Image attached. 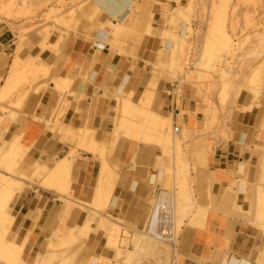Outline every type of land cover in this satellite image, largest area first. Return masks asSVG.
I'll return each mask as SVG.
<instances>
[{
  "label": "crops",
  "instance_id": "obj_1",
  "mask_svg": "<svg viewBox=\"0 0 264 264\" xmlns=\"http://www.w3.org/2000/svg\"><path fill=\"white\" fill-rule=\"evenodd\" d=\"M77 1V9L64 13L63 18L71 23L64 28L58 25L50 34V37L54 35L51 42L35 32L29 37L35 42L33 48L26 51L24 43L18 51V41L14 42L15 49L12 48L10 30L3 28L4 32L0 33V150L8 151L7 144L11 145L13 140L20 138L23 171L31 172V167L37 163L47 166L46 171L35 177L40 180L39 185L18 194L9 210L14 218L11 238L25 247L24 260L28 264H35L38 253L45 254L48 241L54 238V234L68 235L73 227L83 226L94 212L93 204L106 197L108 203L104 205L107 209L103 213L106 220L111 218L125 227L141 228L144 225L140 230L143 232L152 211H146L148 199L160 191L161 197L164 193L161 184L165 173L160 162L168 156L160 157L162 150L156 144L126 139L124 132H120V138L113 137L112 132L118 98L126 94L133 104H138L152 80L148 75L151 66L146 63L155 60L166 40H178L179 28L175 39L171 35L166 39L169 29L162 17L166 19L168 14V0H155L156 5L153 0H130L131 7L116 19L125 33L116 35L111 30L110 37L101 38L98 45L92 39L106 18H101L100 10L94 11L92 16L94 0ZM155 6L160 7L161 17L152 18L153 12L148 10L149 24L138 29V13ZM86 16H90V20ZM155 20L160 24L153 26ZM1 24L7 25L6 22ZM65 30L75 33L70 38V34L66 38L63 36L62 40L60 33L64 34ZM106 41L108 43L104 45ZM165 55L163 63L170 58ZM31 65L35 69L48 70L51 78L36 75L33 80ZM6 81L10 87L16 83L12 87L14 91L6 86ZM54 81L60 83L65 92L58 90ZM158 87L167 89V101L160 96L154 107V99L152 110H157L160 104L167 105L161 116H173L174 130L181 121V126L187 129L185 138L191 153L205 151L207 161L201 167L204 172L210 168L212 180L205 192L206 205L202 206H211L207 219L200 226L186 223L178 238V254H173L171 264H264V226L244 219L239 213L228 211L227 214L223 207L227 186L231 190L234 187V190H242L238 198L241 210L250 211L257 200V194L250 186L260 182L261 171L258 157L252 155L249 148L258 144L257 129L264 117V101L262 106L254 105L252 98L242 92L238 109L247 110L234 114L231 140L216 148L202 139L197 119L191 115L196 103L188 92L183 95L180 109L179 104L172 102L173 88L170 89L164 81ZM2 109L7 111L3 113ZM58 124L64 126L65 131L92 133L99 149L105 147V156L100 152L75 149L74 141L58 132ZM72 149H75L77 158L75 156L70 170L69 188L60 193L51 188L52 181L48 184L46 180L54 170V163L67 157ZM104 163L108 165L107 169L103 168ZM234 183L237 186H233ZM169 200L173 202V198ZM71 206L78 208L74 215L70 212ZM95 221L100 222L99 219ZM111 227L107 224L106 231H103L99 223L91 225L93 232L85 242L79 264H87L92 258L100 262L114 258V251L108 247L107 231Z\"/></svg>",
  "mask_w": 264,
  "mask_h": 264
},
{
  "label": "rangeland",
  "instance_id": "obj_2",
  "mask_svg": "<svg viewBox=\"0 0 264 264\" xmlns=\"http://www.w3.org/2000/svg\"><path fill=\"white\" fill-rule=\"evenodd\" d=\"M12 1L13 0H0V10L5 11L6 9L8 11H11V15H10V12L8 11L6 12L0 11V33L4 32L5 29L10 30L11 34H13L12 35V39H13L12 48L15 49L14 42L18 41V43L21 44L22 46L24 43L26 44L25 46L26 51L31 50L33 48V45L35 44V42H32L29 40V37L33 33L36 32L40 34L41 37H45V41H47L48 39L46 37H50V34L52 33V31L58 28V25L64 28L67 23H71V22H67L66 19L63 18L64 13L78 8L77 6H75L76 3L78 2L77 0H25L27 2V5L30 6L28 7V10L30 11L32 10L31 11L32 13H30L31 15L28 14L27 16L26 12L25 13L23 11H22L23 13L19 12V9L21 11L20 5L22 4L23 0H16L17 3L14 0L13 3L16 5L18 4L17 8L15 7L14 9L10 10L7 8V6ZM177 1L178 0H168V8H169L168 14L166 16V19L162 17V20L164 21L165 26L169 29V32L166 34V39H168L167 37L168 35H171L172 38L175 39L177 28L179 27V21H186V22H189L190 24V32H189V35L186 41L182 44V46L179 45L181 49L183 48L182 49L183 53L186 54V55L183 54L184 56L182 58L184 61L182 65L184 64V66L182 68V71H180V74L179 75L176 74V73H179V71L178 72L174 71L175 70L173 69L174 67L169 65V63L171 62L170 58L167 57L165 60L166 61L165 66L162 65L163 68L162 67L153 68L152 67L153 62H147L146 65L148 64L149 66H151L149 67L150 69H149L148 75L152 77L153 83L156 81L155 83L158 84L160 81H164L165 84L170 89L172 88L175 89V87L177 86L175 93L177 94V98L179 96L180 101L178 104H179L180 109L182 108L181 100L183 98V95L186 94V92H188L192 100H194L196 103L195 110L191 115H193L197 119V123H196L197 129L200 131V135L202 136V139H206V141H208L211 145H214L217 148L222 143H228V141L231 140L233 136V133L231 132V128H232L234 114L247 110L243 108L239 110L238 105H239L241 93L247 91L246 90L247 86L248 88L251 86L250 85L252 84L251 77L255 76L254 74L258 75V79H260V81L263 78L262 82L258 81V84L260 82L261 86L257 85L259 86L257 87V89L260 88L261 91L260 89L258 90L259 92L256 90L257 93H259L257 94L259 95V98L258 96L255 98V95H248V96L252 98V102L254 105L257 104L258 106H262V102L264 101V75H263V72H261V69H260V72H258L257 70L259 69L258 67L264 68V65H263L264 64V0H192L193 2L191 0L189 1L187 0L188 3L190 2L191 14L189 13L185 18H182V19H181L182 16L179 18H175L172 14L173 13L172 10H174L178 6ZM153 2L155 3V5L157 4L155 0H153ZM94 5H95V0H94ZM1 6L2 8L4 7L5 8L2 9ZM130 7H131L130 4L121 6L120 9L117 11L116 17L110 16L108 20L103 22L101 29H98L96 32L99 34L98 35L95 34L94 38L92 39V42L95 45L100 44L99 40L101 38H104L106 36L110 37L111 32H112L111 30H114L116 35L124 34L125 32H120L118 30L119 24L117 23L116 19H118V17L126 9ZM148 10L153 12L152 18H154V16L161 17L159 6H155L153 8L146 9V10L142 9L138 13V20H137L138 29L144 27V24L145 25L149 24V15H148L149 11ZM136 11L137 10H134V12ZM215 15L218 16L217 19L219 20L213 17ZM71 16L72 17L74 16L73 12ZM5 21L9 22L8 26L1 24ZM231 23H232V26L230 25ZM153 24H154L153 26H155V25H159L160 23L155 20ZM213 25L215 28L213 27ZM220 25H222L221 27L223 28L221 29L217 28L218 26L220 27ZM233 26L234 27L236 26V27L234 28ZM12 28L13 30H11ZM103 31H106V36L100 35L104 33ZM214 31L219 34H216V33L214 34ZM54 33H56V31ZM74 33L75 32H69V30H65V33L64 34L60 33V36L62 39L63 36H65L66 38L67 35L70 34L69 36L70 38ZM235 33H237V35H235ZM224 35L227 37V39H229L228 40L229 45L232 46L231 48L232 50L228 53L224 51L223 47L221 48V46L220 47L218 46L219 43L220 45L222 44L221 41H223ZM53 36L54 35L50 37V41L52 40ZM211 38L219 39V43L215 44L218 47L213 45V43L215 42H212L213 40L211 41ZM208 41L212 42L213 49H214L212 52L208 50L210 53V56H208L207 48H206L207 52H203V49L206 47ZM215 41H218V40H215ZM205 42H206V45H205ZM107 43L108 41H106L104 45H106ZM59 47L57 48V50L59 49ZM176 47L179 48L178 46ZM204 53H206L207 55ZM164 57L165 56L162 54H156V58L154 61H157L160 63L162 62ZM208 59L210 60V63L208 62L209 61ZM200 62L203 65L207 62V65L209 63V66L211 65L212 68L207 66L206 64H205L206 66H202L201 64V67H200L199 65ZM170 67H172V70H170ZM209 68H210V71H209ZM32 75L33 73L31 74V77ZM44 78L48 79L46 77ZM153 83H150L149 86L151 87L153 85H156ZM253 84H254V87H256L255 86L256 84L254 82ZM161 90H163V92H161ZM166 91L167 89L165 87L162 89L160 87L157 88V97L155 98V101H154V107L156 106V101L159 100L158 97L160 96H163L167 101V94L165 93ZM222 99L225 101H223ZM221 102L225 105H223ZM251 108L252 106H250L249 110H251ZM164 109H167V105L160 104L158 109L156 110L153 108V111L157 115H163L162 112ZM6 111L7 110L5 109L1 110V112L3 113H5ZM135 116L136 115L134 114V119H136ZM177 126L180 128V133H179L180 136H178L177 138H180L182 142L181 145L183 148L181 147L178 153V159L180 157L179 161L178 159L174 160L173 153L170 152V154L166 153L165 156H168V157H166L165 161L160 162L162 163V171L165 173L164 182L161 184L162 190L164 191L161 199L164 200V199L173 198L174 201H176V208H174V213L176 215V223H177L176 227H178L177 228L178 234H181L183 231V227L186 226V223L188 225L189 223H191L190 220L194 218V215L199 210L198 205L199 206L206 205L205 192H206L207 187L210 186V181L212 180L210 178V172H209L210 168H208L204 172V170L201 167V166H204L199 161V155L202 152L191 153L192 151L191 147H189L186 144L185 134L187 132V129L181 126V121L178 122ZM144 135H146L145 141L149 140L151 141L152 145L154 144L158 145L157 139L150 136L151 133L150 135H147L146 133ZM124 137L126 138V136ZM256 139L258 141V144L253 146L252 148H249V151L251 152L252 155H255L258 157V160H259L258 167L260 168V171H261L260 182L262 183L259 182L257 185L250 186V187L252 190H254V192H256V194H258L259 192L262 195H264V187H263L264 181H263V173H262V170L264 167V117H263V120L259 128L257 129ZM96 143L98 145L97 141ZM88 144L86 145L87 147L85 146L82 149L88 148L89 150ZM73 146L75 149L80 148V147H76L75 144H73ZM203 152L205 151L203 150ZM21 155H22V150H20L19 153L15 155L13 160L7 159L5 160V162H3L4 160L3 161L0 160L1 162L0 163V173L12 176L17 171H23V159H20ZM180 155H183V156H180ZM76 158H77V154H76ZM12 162H13V165H12ZM14 163H15V166H14ZM7 166H11L10 167L11 170ZM175 171L177 173L176 176L174 174ZM15 176L19 177L18 181L20 184L18 183L17 184L24 185V187H26L25 191L29 189L28 187L29 185H30V188H32V186H38L40 182L39 179H30V178L27 179L28 178L27 177V178H24L26 179L24 180L22 176H21L22 179L20 178V176H17L16 174ZM23 181L25 183H22ZM245 182H247L246 179H245ZM233 185L237 186L236 183H234ZM213 186H214V182H213L212 187ZM259 186H260L261 191L258 188ZM255 188L257 189V191L255 190ZM15 192H17V190ZM196 197L198 199V202H197ZM13 200H14V196H13ZM153 200H155V198H153V195H152L147 201L146 211L148 213H150V209H151L150 203ZM12 203H11V207H12ZM93 208H94V212H92L91 215L88 217L89 224H88V227L84 231H80V233H78L79 232L77 229L78 227L75 226L72 228V230L70 231L68 235L63 234V233H56L57 237L60 236L61 239L64 238L65 240H67V242L65 243L66 245L61 246V249H62L61 252H59L58 250L56 251V252H59V254L55 255L56 257L54 256L55 259L54 257L51 259L49 258L48 259L49 261L46 264H51V263L52 264H56V263L57 264L59 263L69 264L70 261L72 264H79L78 261L80 260L82 256V252L84 251L85 242L90 237L91 233L93 232L91 225L94 223H99L100 228L103 229V231H106L107 224L111 225L112 228L114 229L116 228L118 229L120 227L118 229L120 232L119 241L123 242L127 240L128 248L132 249V245L134 242L133 241L134 238L132 237H134L135 233L142 232L140 230H142L144 225L141 228L125 227L123 225L119 226L111 218H109V221L103 220L102 222L103 224H102L100 223L101 220L100 222L95 221V220L98 219L96 215V211H99V212L103 211L104 213V211L107 209V207L104 205L103 200L100 199V201H96L93 204ZM76 209L78 208L71 206L70 212L72 213V215L75 214ZM229 212L232 213L231 211ZM10 214H12V210L10 211ZM5 224L7 225V222ZM259 225H263V224H259ZM0 226H1V223H0ZM190 226H195V225H190ZM12 227L13 225L10 228L11 230H12ZM136 229H139V231L137 232L132 231ZM66 237H69V238H66ZM70 237H73V238H70ZM56 241L57 243L60 242L57 239ZM72 241L75 243H72ZM71 243L73 244V246ZM20 247L22 249H25V247L23 246H20ZM74 250H75V253H74ZM167 250H169V252ZM64 252L65 254L63 255ZM24 254L25 252L23 253V258H21L20 261L18 259V261L12 264H28L24 260ZM71 256H74V258H72ZM113 256H115V253ZM143 256L142 257L140 256L139 258L134 260V264L135 263L136 264H157V263L161 264L162 261L163 263L166 261V263L164 264H170L172 256H173V252H171V249L169 248V246L164 245V246H161L160 251L159 250L156 251V254L153 255L151 253L150 257L149 256L143 257ZM46 257L48 258L49 256L47 255ZM43 260L44 259L42 258V256L38 255L35 261V264H39L40 262H43ZM4 261L5 260L0 261V263L9 264L8 262L6 261L4 262ZM105 263H106V260H101L100 264H105Z\"/></svg>",
  "mask_w": 264,
  "mask_h": 264
},
{
  "label": "bare ground",
  "instance_id": "obj_3",
  "mask_svg": "<svg viewBox=\"0 0 264 264\" xmlns=\"http://www.w3.org/2000/svg\"><path fill=\"white\" fill-rule=\"evenodd\" d=\"M13 1L11 3H9V5L7 6V8L10 9V10L14 9L15 7L17 8V5L18 4L17 5L14 4ZM188 1L187 0H180V1L178 0L177 1L178 2V6H177V8H175L173 10V13H172L175 18H179V17L182 16L181 17V19H182V18H185L189 13L191 14V10H190L191 9V6H190V2L188 3ZM16 3H17V1H16ZM126 4L132 5V2L130 0H95V5L93 6L94 7V10L92 11V16H93V14L95 12H97V11L100 10L101 11L100 12L101 18H104L105 17L106 18L105 21H106V20H108L110 18V16L116 17L117 11L120 9V7L123 6V5H126ZM26 5H27V2L25 0H23L22 1V4L20 5L21 11L19 9V12H22V11L24 13L26 12L27 13L26 15L28 16V14L32 13L31 12L32 10L31 11L28 10V7H30V6H28V5L26 6ZM1 8H2V6H1ZM4 8H2V9H4ZM0 11L1 12H6L8 10L5 9V11H2V10H0ZM8 12H10V15H11V11H8ZM17 12H18V10H17ZM234 13H235V11H234ZM90 16H88V17L86 16L87 17V20H88V18L90 20V18L92 17V16L91 17ZM213 17H215V19H217L218 16L215 15ZM235 17H236V15H235ZM217 20H219V19H217ZM178 21H179V19H178ZM103 22H104V20H103ZM103 22H101V23H103ZM6 23H7V25H9V22H6ZM58 24H59V22H58ZM230 25L232 26V23ZM221 26L222 25H220V27L218 26L217 28H220V29L223 28ZM213 27H214V25H213ZM178 28H179V30H178V40L176 42H172V39H170L171 41L170 40H166L164 42V44H163V50H161L160 52H158V54H162V55L166 56L165 55V53H166V54L170 55V61L171 62L169 63V65L172 66V67H174L173 69H175L174 70L175 72H178L179 71V73H176V74L179 75L180 74V71H182V68L184 66V64L182 65V63H184V61H183L182 58L184 56L183 54H185L182 51L183 48L181 49V47L179 45L182 46V44L186 41V39H187V37L189 35V32H190V24H189V22H186V21H179V27ZM11 30H13V28ZM118 30L120 32H125V30L123 28H121L120 25L118 26ZM20 31H21V29H20ZM233 31H234V29H233ZM103 32L105 34L102 33L100 35L106 36V31H103ZM215 33L216 34H219V33H217V32L214 31V34ZM96 34L98 35L99 33H96ZM235 35H237V33H235ZM46 38L48 39V40L46 39L47 41H50V37H46ZM215 40H218V41H215ZM228 40L229 39H227V37L224 35V39H223V41H221L222 44L220 45L219 39H217V38L212 39L211 38V41L212 42H215V43H213V45L214 46H217L215 44H218L219 43L218 46L219 47L221 46V48L223 47L224 48V51L226 53H228V52H230L232 50L231 49L232 46L229 45ZM211 41H208L207 45H206V42H205L206 47L204 48L205 51L203 49V52H207L208 50H210V52H212L214 50ZM16 44H17V50L18 51L21 50L22 49V45L19 44V43H16ZM176 46H178L179 48H177ZM206 48H207V51H206ZM204 54H206V53H204ZM208 56H210L209 51H208ZM209 59H211V58H209ZM181 61H183V62H181ZM208 62L210 63V60ZM160 63H162V64H160ZM160 63L157 62V61H153L152 67L153 68H161V67L163 68L162 65H165V63H163V62H160ZM209 63H208V65H207V62L205 64L207 66H209ZM201 64L202 63L200 62V64H199L200 67H201ZM205 64L204 65L202 64V66H206ZM31 67H33V66L31 65ZM172 67H170V70H172ZM209 67H211V65ZM258 68H259V69H257L258 72H260V69H261V72H263V75H264V68H260V67H258ZM33 69H34V71H33L32 79H34V77L36 75H39V76L40 75L47 76L48 79L51 78L50 77V74L51 73L49 74L48 73L49 72L48 70L46 71L45 69H42L41 67L40 68H36V69L33 67ZM209 71H210V68H209ZM254 75L255 76H252L253 78L251 77V80L252 81L250 80L252 84H250L251 86L249 85L250 86L249 88L247 86V88H246L247 91L245 93H247V95H255V98L258 96V98H259V95H257L259 93H257V91L260 88L257 89V87L261 86L260 85V82L263 81L262 80L263 78L260 81V79H258V75H256V74H254ZM11 78H12V76H11ZM7 81H6L5 84H6V86H9V84H7ZM250 81H249V83H250ZM258 81H260L259 84H258ZM54 82H55L56 88L58 90H61V92L64 91L63 88L61 87V84L60 83H58L56 81H54ZM155 82L153 83V80H152V82H150V83L156 84ZM160 82H162V81H160ZM253 82L256 84L255 85L256 87H254ZM13 83L16 85L15 82H13ZM159 83L156 84V85H153L151 87L150 86L146 87V89L144 90L143 95H142L141 99L139 100V103L138 104H133L130 101V98H127V95L126 94H124V96H122L121 98H118V107H117L118 109L116 108L117 109L116 110L117 114H116V117H115V128H114V130L112 132V136L113 137H119L120 136V132L124 131V136H126V138H128L130 140H133V141H136V142H139V143L140 142H146L147 145H152L151 141H149V140L145 141V136L146 135H144L145 133L147 135H150V133H151L150 136H152L153 138L157 139L158 146H159L160 150H162V151H160V157L161 156H165L166 153H169L170 154V152H171V153H173V159L176 160V159H178V153H179V151H180V149L182 147V145H181L182 142H181L180 138H177L178 137L177 134H179L180 129L178 130L177 133H176V130H174L173 123H172V121H173L172 115H170L168 117L167 116H161V115H157L152 110L153 101H154V99H155V97L157 95V88H158ZM13 85L11 87L9 86V89H11L13 87ZM257 85H259V86H257ZM5 88L3 87V89H5ZM6 89H8V87ZM14 90L12 88V91H14ZM1 91H2V88H1ZM260 91H261V89H260ZM5 95H3V96H5ZM224 95H225V93H224ZM129 97H130V95H129ZM223 101H225V100H223ZM223 105H225V104H223ZM15 107H17V106H15ZM21 109H22V107H21ZM134 114L136 115L135 116L136 119H134ZM1 116L3 118H6L4 114H2ZM2 117H1V119H3ZM59 127L60 128H59L58 132H61L60 134H63V135L65 134L64 136L62 135L63 137L68 136V137L72 138V140L74 141L76 147L84 148L89 143L88 144V147H89V150L91 152H93V153L100 152V153H102L103 157L105 156V147H102L101 149H99V147H98V145H97V143H96V141H95L92 133H89V132H87L85 130L84 131L78 130L77 132H71L68 129L67 131H65L64 130V126L59 125ZM7 145L10 147V149L8 151L6 150L4 152V151L0 150V160L1 161L4 160L3 162H5V160H7V159L13 160L14 157H15V155L20 151V148H21L20 138H17L15 141L13 140V142L11 143V145H9V143ZM6 148H7V146H6ZM85 149L88 150V148H85ZM75 156H76V151H75V149H72L71 152H70V154L67 157H65L61 161H58V162H55L54 163V170L50 173V175H48V179L46 180V183H48V184H49L50 181H52V186L49 185V186H51V188L59 191L60 193H63L65 191V189H68L69 188L70 170H71L72 164L74 163ZM180 156H183V155H180ZM179 159H180V157H179ZM179 159H178V161H179ZM199 161H200V163L202 165H204V166L206 165L207 155H206L205 152L200 153V155H199ZM9 164H10V162H9ZM12 165H13V162H12ZM14 166H15V163H14ZM104 166L107 169V166L108 165H106L104 163L103 168H104ZM7 167H9V169H10L11 166H7ZM46 170H47V166L45 164L37 163V164H35L34 166L31 167V172L27 173V172H24V171H17L15 174L17 176H20V178L22 176L23 179L24 178H27V177H28L27 179H29V178L30 179H35V177L37 175L41 174L43 171H46ZM109 171H108L109 176H112V173H109ZM111 171H113L115 173L114 168H113V170L111 168ZM116 171L118 172L117 168H116ZM262 173H263V181H264V167H263ZM15 174L12 175V176H9L7 174L0 173V176H1V178H0V223H1V226H0V261L5 260L9 264H12V263L18 261V259L20 261V259L23 258V253L25 252V249H22L16 243V241L13 238H11L12 230L10 228L13 225L12 222H13V219L14 218L10 214V211L9 210L11 208V203L14 201L13 200V196H14V199H15V197L18 194L24 193L25 192V188H26V187H24V185H18V184H20L19 181H18L19 180V177H16ZM174 174H175V176L177 175L176 171L174 172ZM24 180H26V179H24ZM22 183H25V182L23 181ZM46 183H44V184H46ZM260 183H262V182H260ZM48 184H46V185H48ZM28 187L30 188V185ZM258 188L260 189V186ZM232 189L233 190H231V188H228V186H227L226 190H224V191H226V193L223 195V201H224L223 202V207L225 208V211H226L225 213H227L228 211H231V212H234V213H239V214H242V216L244 215L243 216L244 219L247 218L248 221L250 219L253 223H255V224L256 223L257 224L258 223L259 224H263L261 226H264V195H262L261 193L258 192V194H257L258 196L256 198L257 200L253 203V205L251 207V210L250 211H246L245 209H242L241 210V208L238 207L239 206L238 205V198H239L240 195H242V190L240 188L238 190H236V191H234V188H232ZM16 190H17V192H15ZM255 190L257 191L256 188H255ZM260 191H261V189H260ZM105 199H104L105 201L103 200V202L105 204H107L108 203V198L106 197ZM209 199L211 201V199H212L211 198V195H209ZM89 203H91V202H89ZM159 203H166V204H168L173 209V216H172V222H171L173 231L171 232L170 236L169 237L162 238V237H157L155 234H153V231L152 230L155 227L156 215H157V209H158V201L155 200L152 203V206H151L152 211H151L150 217L148 218V220L146 222V226L144 227V231L141 232V233H135L136 237H135V235H134V237H132V238H134V240H133L134 242H133V245H132V249L128 248L127 240H125L123 242L119 241V239H120L119 238V233L120 232H119L118 229L120 227L118 229L117 228L114 229V228L111 227L107 231L108 246L111 248V250L114 251L115 256H113L114 258H112V260L111 259L110 260H107L105 264H134V260H136L140 256L142 257L144 255L143 257H145V256H149L150 257L151 253L153 255L156 254V251H158V250L160 251L161 246H164V245L165 246H169V248L171 249V252H173V254H175V256L178 254V244H177V242H178V238H179L180 234H178V232H177V228L178 227H176V225H177V223H176V215L174 213V208H176V201H174V199H173V202L170 201L169 199H167V200L166 199L165 200H161L160 199V202ZM79 207H81L82 210H84V207L82 206V204H79ZM198 208H199V210L194 215V218L192 220H190L191 223H189V225L200 226V225L204 224L205 220L207 219V213L209 211V208H211V206L209 204L208 207L205 208V207H202V206H199L198 205ZM88 210H89V208H88ZM96 215H97V218L99 220H101V222H103V220H106V217H104L103 211H101V212L96 211ZM6 222H7V225L5 224ZM88 224H89V218H87V220L85 221V224L83 226H81V227L77 226L78 227L77 229L79 231L78 233H80V231H84L88 227ZM149 228H150V230H149ZM74 233H75V231H74ZM53 236H54V238L48 241L49 244L46 246V252H45V254L42 255V254L38 253L44 259L43 262H40L39 264H46L49 261L48 260L49 258L50 259L53 258L55 255H58L59 252L62 251V249H61V246L62 245H66L65 243L67 242V240H65L64 238H63L64 240L61 239L60 236L57 237L56 234H54ZM73 237H70V238H73ZM58 238H60V239H58ZM66 238H69V237H66ZM56 239L59 240L60 242L57 243ZM72 243H75V242L72 241ZM72 246H73V244H72ZM58 248H60L61 250L58 249ZM66 249H67V247H66ZM57 250L59 252H56ZM75 250H74V253H75ZM167 251L169 252V250H167ZM71 252H73V251H71ZM64 254H65V252L63 253V255ZM164 254H166V253H164ZM47 255L49 256L48 258L46 257ZM55 257H54V259H55ZM71 257L74 258V256H71ZM151 257H153V256H151ZM160 258H161V256H160ZM160 258H158V259H160ZM167 259H168V257H167ZM57 262H59V261H57ZM100 263H101L100 260H97V259H93L92 258L89 261L88 264H100ZM162 263H163V261H162ZM164 263H166V261ZM0 264H3V263H0ZM69 264H72L71 261L69 262ZM157 264H160V263H157ZM170 264H171V262H170Z\"/></svg>",
  "mask_w": 264,
  "mask_h": 264
},
{
  "label": "built area",
  "instance_id": "obj_4",
  "mask_svg": "<svg viewBox=\"0 0 264 264\" xmlns=\"http://www.w3.org/2000/svg\"><path fill=\"white\" fill-rule=\"evenodd\" d=\"M177 89V86L175 89L172 90V93L170 94L172 102L174 105H178L179 103V96L177 98V94L175 93V90ZM180 128L176 126V133L178 132ZM161 197V191L159 193H155L153 198L158 201V209H157V215H156V223L155 227L153 228V234H155L157 237H169L172 229V216H173V209L166 203H159ZM150 230V228H149Z\"/></svg>",
  "mask_w": 264,
  "mask_h": 264
}]
</instances>
